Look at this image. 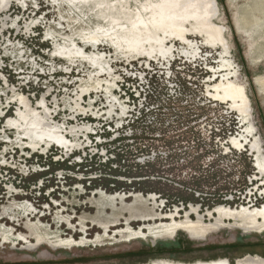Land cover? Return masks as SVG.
<instances>
[{"label":"rangeland","instance_id":"1","mask_svg":"<svg viewBox=\"0 0 264 264\" xmlns=\"http://www.w3.org/2000/svg\"><path fill=\"white\" fill-rule=\"evenodd\" d=\"M215 1L214 22L224 27L228 59L249 96L250 122L244 128L239 112L211 96L213 82L220 76L221 85L225 73L215 76L210 68L217 71L222 65L225 48L207 47L202 36L192 35L189 39L198 42L199 53L191 45L174 42L176 50L188 47L189 57L177 52L171 58L132 60V54H120L122 37L145 35L150 22L161 18V9L168 2L175 8L179 0H10L7 6L0 0V264L264 261V233L212 231L196 241L188 233L161 236L155 229L161 210L168 216L182 210L184 222L186 214L198 211L208 222V213L219 206L233 208L232 212L240 207L241 212L242 205L264 199L257 192L264 181L256 180L260 175L256 161L264 162V0ZM95 29H110L112 40L104 47L86 45L84 51L99 47L109 57L119 76L118 87L125 86L119 93L115 89L118 98L124 104L137 90L135 96H143L137 99L140 110L144 98L152 106L148 111L144 107L143 117L137 113L138 120L123 130L129 114L107 115L117 114L119 104L106 112L105 89L85 97V114L66 105L78 99L81 80L96 72L90 63H71L59 53ZM94 108L99 118L92 116ZM30 109L36 116L43 114L45 126L64 127L72 147L54 142H41L36 149L15 145L19 132L23 135L27 128L22 114ZM13 118L17 128L11 125ZM74 126L84 128L83 133ZM246 132L254 135L249 151L235 149L231 142ZM21 140L29 139L23 135ZM252 146L260 153L251 151ZM24 202L30 212L22 210ZM6 230L33 240L35 247L23 245L22 239L19 247L4 243ZM133 231L144 238L130 240ZM55 233L79 242L88 237L91 242L77 247L47 242L38 246L35 239ZM98 237L104 238L98 241Z\"/></svg>","mask_w":264,"mask_h":264},{"label":"bare ground","instance_id":"2","mask_svg":"<svg viewBox=\"0 0 264 264\" xmlns=\"http://www.w3.org/2000/svg\"><path fill=\"white\" fill-rule=\"evenodd\" d=\"M1 1L2 4L5 3L6 6L10 2V0H1ZM170 3L171 2L167 3L168 5L167 8L161 9L163 11L159 13V17H161L160 19L156 18L150 22V26L149 28H147L148 30L146 31L147 33L145 35L132 36L130 38L122 37L123 43L118 46L122 57H126L127 55L132 54L131 55V57L133 58L132 60H136L137 58L139 60L140 59L144 60L146 58L148 59L153 58L157 60V58L165 59L167 56L169 57L172 55L174 56L176 55L177 52L179 54L183 53L185 57H189L192 55V51L188 50V47L183 48V50L181 51L178 50V48L176 50V46L174 42L175 41L181 42V44H183L184 47L186 45L187 46L191 45L192 49L194 50V53H199L201 47L198 46L199 45L198 42H194L189 39V36L192 35H197L199 37L202 36L204 38L203 41H206L205 45L207 47L213 48L214 46L217 45L220 48H225V50L227 51L226 49L227 44L224 35V27L214 22V19L217 17L218 14V7L215 0H179L178 6L176 5L175 8L171 6ZM156 14L157 13H154V15ZM35 17H38V15H36ZM192 24H196L194 25L195 26L194 30L192 28L189 29V25ZM143 25L145 28V23H143ZM112 36L113 33L110 31V29H95L94 31L90 32L87 36L80 38L79 41L73 39V42L63 47L62 52L59 53L60 55H62L60 57L64 58V60L68 62L81 63L82 61V62L90 63L91 65L95 66L96 73L93 76L90 75L89 78L87 79L84 78L81 80V87H80L81 91L80 93L77 91L76 94V97L78 99L75 100V98H73V100H75L74 103L71 101L66 102L67 107L71 111H75L80 115L87 113L86 109L83 106V101L85 97L90 95L91 92H93L96 95H99V93L100 92L103 93L104 92L103 90L105 89L107 91L106 93H109L108 94L109 96H107V101H109V106L107 107L106 112L109 110V108L115 109L117 104H119L118 108L116 109L117 114L109 113L107 115L115 114L121 117L126 116L127 107L125 106V104H123L121 99L118 98V94L115 91V89H117L118 87L117 84L119 82L117 80L119 79V76L114 72L113 67L110 66L111 60L108 59L109 57L105 56V54H103L100 51L101 49L99 50V47H102L105 41L109 42V40H112ZM115 40H117V44L120 42L119 39H115ZM81 43L83 44V47ZM91 44L93 45V47L98 44L101 45H99L97 50L95 49L91 51V49H86L84 51V48L87 47L86 45H91ZM193 44H195L196 46H193ZM224 53L225 55H222L223 57H221L223 58L222 65L220 64L218 66L217 71L215 68L213 69L210 66L211 67L210 69L213 71V74L215 76L220 75L221 73H225L224 79L223 81H221V85L219 81L220 76H218L215 82H213L214 85L212 86L213 92L211 93V96L213 99H216V101L230 104L232 106L231 108L232 110H234L235 112H239V114L243 116V119L240 122L243 124V128H244L245 126L247 127V125H249L250 122L248 115L249 96L248 93L246 92L245 86L237 82L238 81L237 70L233 62L230 59H228L229 58L228 51ZM23 58H25V55L23 56ZM207 65L209 66L210 64ZM104 76L106 77L105 80L102 79V77ZM70 79L71 78H69V80ZM76 84H78V82ZM90 101H89L90 106L93 107L92 106V103H94L93 97L90 98ZM102 101L104 100L102 99ZM14 108L15 106L12 109ZM47 108L48 105L47 107H45V109ZM95 109L96 108H94V110L93 109L90 110L93 113L92 116L99 118V114H98L99 111L97 112V110ZM33 112L36 111L30 109V113L22 114L24 123L27 127L23 135H26V138H28L29 140H27L26 142L22 141L21 138L23 135H21V132H19L18 139L15 142V145L20 146L22 148L24 146H28V147L30 146V148L36 149L39 146L42 147L41 142H44V145L54 142L55 145L57 144L58 146L64 147L65 149L72 147L71 145H67L68 142L72 143V141L68 140V136L67 137L64 136V132H63L64 127L59 126V124H57L56 126L53 125L45 126V122L43 121V114H41L40 116H36L35 114H33ZM48 113L49 112H47V116H49ZM104 116H106V114H104ZM76 120L78 119L76 118ZM15 121L16 120L14 119L11 125L14 128L15 127L17 128ZM21 126L24 127V124L22 123ZM18 128H20V126H18ZM73 129H78L77 131L73 130V132L76 131L77 133L80 134L83 133L82 131L84 130V128H80V127L78 128L75 126L73 127ZM11 131L14 130L12 129ZM250 136L251 133H247V132L240 133V138L238 137V135L235 136L231 144L235 149L242 150L243 147L246 149L247 146H250L252 144V142L249 141ZM2 145H5V143H2ZM1 149L2 148H0V150ZM67 150L70 151L69 149ZM250 150L255 151L256 154L260 153L259 147L257 146H252ZM256 162L258 163V168L260 170L259 172L260 175L256 174L257 175L256 180L263 182L264 162L262 161L261 158L258 159ZM4 178H9V177L4 176ZM7 180H11V179H7ZM65 181H68V179L66 178ZM261 187L262 189H258L257 192L261 191L262 194L264 195V183H262ZM1 188L2 185L0 186V190ZM255 197L257 198L258 196L255 195ZM253 202L260 203V205L257 204L252 205ZM27 203L24 202L23 205H21V208L23 211L30 212ZM241 207H243L242 208L243 210L241 212H237L239 209H241L240 207L237 208V211L232 212L233 208H231V210H227L226 209L227 206L224 207L219 206L215 208V210L213 209V211L208 213V216L210 217V220L208 222L206 220L203 221L201 217H199V214L201 213L198 211L196 213L187 212L188 214H186L185 217L187 221L184 222L182 221L183 218V216L181 215L182 210H178L176 212L177 215L175 216L174 214L168 216L167 213L166 214L164 213V210H161V215H159L158 217L159 220L158 223L160 224V226L156 227L155 229H159L158 232L162 233L161 236L172 237L175 235V233L177 236L179 235L180 232H183L185 234L188 233L191 237H189V235H187V237L196 241L205 239L208 236V234H210L212 231L215 232L223 231V230L233 231L240 229L246 234L264 233V199L251 200V202H249L248 204H244ZM180 215L181 218H179ZM192 215H195V217L199 219L194 220L192 218ZM178 219H180L181 221ZM5 232H8V234L5 236V239L3 240L4 243H7L9 245L13 244L16 247H19L20 245H22L19 244V242L20 241L22 242V240H24L23 245L26 244L25 246H27L30 249L35 247L33 240L28 241V239L26 238L24 239L22 237H16L15 234H11L12 232H10V230L8 231L6 230ZM143 232L146 231L143 229ZM120 233L125 234V231L122 230L120 231ZM50 234H47L48 238L35 239L37 240L38 246H41L45 242H47L52 246L77 247L80 244L85 245L88 242H91L88 239V237L81 239L82 241L79 242L77 241V239L70 237V235L58 236L55 233L56 235L50 236ZM102 238L104 237H98V241L102 240ZM129 238H131L130 240L143 239L144 235L140 231H133L130 232ZM153 264H166V263L157 261ZM200 264H228V263L227 261H222V262L211 261ZM239 264H264V261L239 262Z\"/></svg>","mask_w":264,"mask_h":264},{"label":"built area","instance_id":"3","mask_svg":"<svg viewBox=\"0 0 264 264\" xmlns=\"http://www.w3.org/2000/svg\"><path fill=\"white\" fill-rule=\"evenodd\" d=\"M150 78L154 79V77H150ZM161 82H162V80H159L156 86L160 85ZM124 87H125V86L120 85V86L117 88L118 93L121 92V91H122V88H124ZM132 91H133V87H132ZM135 91H136V92L132 93V97H133V98H131V96L128 94V95H126V96H130V97H127V98H125V100H124V104H125V106L127 107V114H129V117H130V118H129L128 120L126 119V121L124 122V124L120 127L122 130H123L126 126H128L131 122L133 123V122H135V120H138V119L135 118V115H136L137 113H138V115H140V116L143 117V115L145 114L144 107H145L146 110L149 109V108H152L151 105L147 104L148 101L144 98V101H143V104H142V105H145V106L140 110V107H139V106H140V103L138 102L139 100H137V99H141L143 96H142L141 93H140L139 96H135L136 93L138 92L137 90H135ZM152 94L154 95L153 92H152ZM126 96H125V97H126ZM137 97H138V98H137ZM136 104H138V105H136ZM137 110H140V111H139V112H136ZM151 110H152V109H151ZM147 111H148V110H147ZM127 116H128V115H127Z\"/></svg>","mask_w":264,"mask_h":264}]
</instances>
